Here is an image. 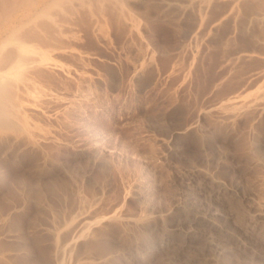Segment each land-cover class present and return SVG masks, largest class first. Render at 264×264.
<instances>
[{
	"label": "rangeland",
	"instance_id": "obj_1",
	"mask_svg": "<svg viewBox=\"0 0 264 264\" xmlns=\"http://www.w3.org/2000/svg\"><path fill=\"white\" fill-rule=\"evenodd\" d=\"M53 13L9 75L0 264H264V0Z\"/></svg>",
	"mask_w": 264,
	"mask_h": 264
},
{
	"label": "bare ground",
	"instance_id": "obj_2",
	"mask_svg": "<svg viewBox=\"0 0 264 264\" xmlns=\"http://www.w3.org/2000/svg\"><path fill=\"white\" fill-rule=\"evenodd\" d=\"M91 1L115 3L119 0H0V131L12 129L17 122L18 109L9 75L22 67L21 56L30 51L24 39L41 25L54 21L56 9ZM8 66L11 71L5 72Z\"/></svg>",
	"mask_w": 264,
	"mask_h": 264
}]
</instances>
